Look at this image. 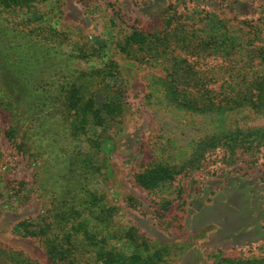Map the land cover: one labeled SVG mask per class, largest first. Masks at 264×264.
Listing matches in <instances>:
<instances>
[{"label": "rangeland", "instance_id": "rangeland-1", "mask_svg": "<svg viewBox=\"0 0 264 264\" xmlns=\"http://www.w3.org/2000/svg\"><path fill=\"white\" fill-rule=\"evenodd\" d=\"M2 1L0 60L6 57L12 65L17 59L16 51L6 45L17 36L24 63L16 71L39 97L50 94L57 100L80 72L107 60L118 63L120 74L108 82L124 89V113L112 120L103 131L102 145L91 151L99 156L100 171L92 177L93 185L104 195V202L116 206L114 219L120 228L133 226L146 239L169 245L162 264H215V248L229 256L264 255V153L251 155L239 149L229 157L220 147L207 152L197 168L198 141L225 132L237 121L247 125L241 113L227 116V111L187 110L179 104L184 96L176 100L166 93V80L174 79L175 69L180 76L174 84L194 94L200 88L192 79L195 72L208 75L209 88L221 91L229 88L228 81L233 82L231 70L247 67L256 55L253 61L263 64L259 47L264 44V0ZM52 29L58 31L57 39ZM136 29L171 32L173 37L169 46L159 45L153 55L137 45L134 54L122 53L120 44ZM199 29L195 38L200 40L201 34L208 38L201 56L187 43L193 39L186 33ZM29 30L34 32L32 37ZM224 32L234 37H212ZM50 38L58 46L47 47ZM217 45L222 53L210 48ZM48 81L52 86L43 88ZM94 97L96 108H104L111 98L120 99L101 89ZM53 105L58 114L64 110L52 102L51 110ZM10 124V113L0 109V241L41 264H52L45 245L18 233L19 222L43 216L49 197L33 185L41 162L29 161L7 138ZM94 129L100 133L103 128ZM80 138L83 142L78 147L90 149L86 134ZM184 159L190 170L177 168L175 177L160 189L147 190L136 180L153 162L179 164Z\"/></svg>", "mask_w": 264, "mask_h": 264}, {"label": "trees", "instance_id": "trees-1", "mask_svg": "<svg viewBox=\"0 0 264 264\" xmlns=\"http://www.w3.org/2000/svg\"><path fill=\"white\" fill-rule=\"evenodd\" d=\"M0 6L4 7L2 0ZM7 6H12V3ZM2 9L0 12H3ZM15 30L19 33V30ZM200 30L186 31L187 36L193 39L187 43L193 45V50L199 56L208 42L206 35L201 34L200 40L195 38ZM51 33L54 39L59 36L56 29H52ZM31 34H34L33 30H29L28 35L32 37ZM224 35L227 33L224 32ZM224 35L215 33L212 37L217 40L234 37L230 33ZM172 37L171 32L136 29L125 37V42L120 44V51L132 55L137 45L139 50L153 55L159 45L169 46ZM50 39L47 47L58 46L54 39ZM17 42V36H14L6 45L16 51L18 60L11 62L12 65L5 60L6 57L0 60V109L11 115V124L6 130L7 138L29 161L41 162L35 170L33 185L41 188L49 197L43 216L19 222L18 233L34 237L45 245L52 264H162V258L171 247L163 242L146 239L133 226L120 228L114 219L116 206L104 202V195L92 182V177L100 171L99 163L96 162L99 156L91 148L102 145L105 139L103 131L110 127L113 119L124 113L121 102L124 89L108 82L109 77L120 74L118 63L107 60L103 65L80 72L78 80L75 79L66 87L65 94L57 100L55 96L48 97L50 94L39 97L36 88L24 82L23 74L16 71L19 63H24L20 59L21 50ZM210 48L222 53L218 45ZM259 52H264V44L259 47ZM157 54H161V51ZM254 58L249 59L247 67L241 65L239 69L231 70L229 75L233 82L228 81L229 88L224 87L221 91L209 88L208 75L198 72L192 75V79L200 84L194 94L183 92L174 84L180 76L176 69L173 71L174 79L166 80L168 98L180 99L184 96L179 104L187 110L227 111V116L241 113L243 121L247 123L239 125L237 121V125L225 132L217 131L201 138L198 141L200 154L197 168L202 166L207 152L220 147L228 152L229 157L236 156L239 149L251 155L264 153V60L263 64L255 63ZM235 73L241 76V81L235 79ZM46 86L51 87V81L46 82L43 88ZM95 89H101L108 95H119L120 99L111 98L105 101L104 108H96ZM51 102L61 104L64 110L58 114L54 105L51 110ZM97 126L103 128L100 133L94 129ZM89 127L94 130L88 131ZM84 133L91 145L90 149L78 147L82 145L80 135ZM2 156L0 148V159ZM188 167L189 163L185 159L179 164L160 160L139 172L136 180L143 188L155 191L175 177L177 168L190 170ZM215 250L212 253L215 264H264V255L237 257L225 255L220 248ZM0 264L41 263L0 241Z\"/></svg>", "mask_w": 264, "mask_h": 264}, {"label": "crops", "instance_id": "crops-1", "mask_svg": "<svg viewBox=\"0 0 264 264\" xmlns=\"http://www.w3.org/2000/svg\"><path fill=\"white\" fill-rule=\"evenodd\" d=\"M260 236V235H259Z\"/></svg>", "mask_w": 264, "mask_h": 264}]
</instances>
